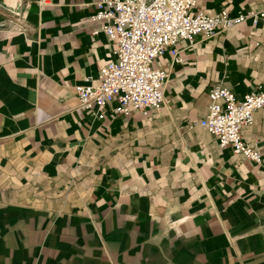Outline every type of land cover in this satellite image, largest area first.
Wrapping results in <instances>:
<instances>
[{
	"label": "crops",
	"instance_id": "1",
	"mask_svg": "<svg viewBox=\"0 0 264 264\" xmlns=\"http://www.w3.org/2000/svg\"><path fill=\"white\" fill-rule=\"evenodd\" d=\"M90 0H0V264H264V108L240 128L259 163L198 125L211 88L264 92V21L251 18L155 67L164 104L79 108L115 43ZM264 12L197 0L191 14Z\"/></svg>",
	"mask_w": 264,
	"mask_h": 264
},
{
	"label": "built area",
	"instance_id": "2",
	"mask_svg": "<svg viewBox=\"0 0 264 264\" xmlns=\"http://www.w3.org/2000/svg\"><path fill=\"white\" fill-rule=\"evenodd\" d=\"M96 7L91 19L99 31L115 43V59L99 71L96 83L75 87L79 108L105 116L104 108L117 101L116 112L128 114L135 109L145 115L159 111L164 104L167 72L155 67L156 59L169 51L179 61L176 45H192L197 35L206 38L218 30H228L251 18L253 24L264 21V12L250 11L232 17L227 10L216 14L191 10L197 0H90ZM205 115L198 125L213 134L221 148L232 147L235 154L259 163L256 146L244 143L240 128L254 123V112L264 108V92L247 93L237 98L227 88L215 86L208 93Z\"/></svg>",
	"mask_w": 264,
	"mask_h": 264
}]
</instances>
